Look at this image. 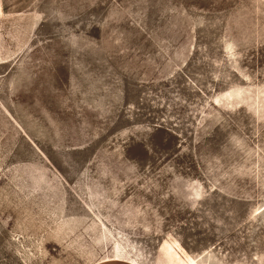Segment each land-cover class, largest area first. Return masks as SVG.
<instances>
[{
    "label": "rangeland",
    "instance_id": "1",
    "mask_svg": "<svg viewBox=\"0 0 264 264\" xmlns=\"http://www.w3.org/2000/svg\"><path fill=\"white\" fill-rule=\"evenodd\" d=\"M0 264H264V0H0Z\"/></svg>",
    "mask_w": 264,
    "mask_h": 264
}]
</instances>
